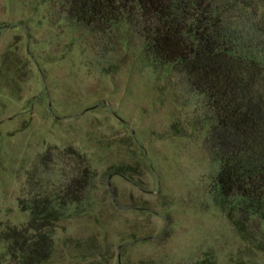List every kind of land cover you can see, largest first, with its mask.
<instances>
[{
	"label": "rangeland",
	"instance_id": "1",
	"mask_svg": "<svg viewBox=\"0 0 264 264\" xmlns=\"http://www.w3.org/2000/svg\"><path fill=\"white\" fill-rule=\"evenodd\" d=\"M206 112L134 25L75 21L62 0H0V264H18L4 232L30 242L28 206L77 177L84 193L54 201L38 264H264V222L247 238L221 205Z\"/></svg>",
	"mask_w": 264,
	"mask_h": 264
},
{
	"label": "trees",
	"instance_id": "2",
	"mask_svg": "<svg viewBox=\"0 0 264 264\" xmlns=\"http://www.w3.org/2000/svg\"><path fill=\"white\" fill-rule=\"evenodd\" d=\"M62 3L72 19L93 27L134 25L154 64L175 66L205 98V123L220 163L221 205L248 238L249 224L256 218L264 222L263 0ZM128 167L117 164L112 168L128 174ZM82 180L74 178L67 194L52 198L46 193L28 206L32 212L29 226L36 230L30 242L22 241L16 228L4 232L11 251H19L18 264H38L49 257L51 226L61 215L55 202L80 200L86 187ZM256 245L264 249V239ZM195 264L211 263L202 259Z\"/></svg>",
	"mask_w": 264,
	"mask_h": 264
}]
</instances>
